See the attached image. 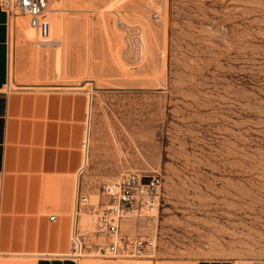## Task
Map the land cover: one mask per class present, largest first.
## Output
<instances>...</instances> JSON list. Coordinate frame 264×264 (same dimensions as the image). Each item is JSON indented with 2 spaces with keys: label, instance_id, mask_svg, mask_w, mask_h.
<instances>
[{
  "label": "rangeland",
  "instance_id": "rangeland-1",
  "mask_svg": "<svg viewBox=\"0 0 264 264\" xmlns=\"http://www.w3.org/2000/svg\"><path fill=\"white\" fill-rule=\"evenodd\" d=\"M52 9L58 43L36 45V30L27 41L42 78L87 92L84 165L92 151L98 166L85 172L89 201L101 199L95 174L108 163L162 179L156 214L122 227L155 237V256L119 259L264 261V0H52ZM89 220L82 213L81 225Z\"/></svg>",
  "mask_w": 264,
  "mask_h": 264
},
{
  "label": "crops",
  "instance_id": "crops-1",
  "mask_svg": "<svg viewBox=\"0 0 264 264\" xmlns=\"http://www.w3.org/2000/svg\"><path fill=\"white\" fill-rule=\"evenodd\" d=\"M50 19L51 37H59L62 22ZM25 25L24 20H9L0 7V264H90L65 256L71 227L75 222L81 225L84 213L76 197L87 195L85 172L98 167L92 151L84 165L89 155V143L86 152L82 146L88 128L87 92L83 86L40 76L39 51L28 42L33 37L27 36ZM119 173L112 162L95 178L108 183ZM99 195L98 202L108 200ZM95 264L146 263L107 259ZM159 264H233V260Z\"/></svg>",
  "mask_w": 264,
  "mask_h": 264
},
{
  "label": "built area",
  "instance_id": "built-area-1",
  "mask_svg": "<svg viewBox=\"0 0 264 264\" xmlns=\"http://www.w3.org/2000/svg\"><path fill=\"white\" fill-rule=\"evenodd\" d=\"M0 7L9 20H24L37 31L36 45L51 43L52 0H0ZM82 146H87L85 140ZM161 186L158 173L124 170L114 181L102 186L101 194L108 198L106 202L92 204L87 195H77L78 209L83 208L90 220L86 226L78 222L72 225L70 249L65 256L75 261L86 256L102 259L154 257L155 237L128 234L122 227L127 219H145L156 214ZM50 218L54 219V216ZM233 264L244 262L235 259ZM252 264H264V261H253Z\"/></svg>",
  "mask_w": 264,
  "mask_h": 264
},
{
  "label": "bare ground",
  "instance_id": "bare-ground-1",
  "mask_svg": "<svg viewBox=\"0 0 264 264\" xmlns=\"http://www.w3.org/2000/svg\"><path fill=\"white\" fill-rule=\"evenodd\" d=\"M51 17H53V19L54 20H57V18H58V15H51ZM32 30H34L33 28H31L30 26L27 28L26 27V34H27V36H29V37H33V31ZM61 39H63V38H61ZM51 42H55V43H58V39H57V37H51ZM90 101V100H89ZM89 113H90V104H89ZM89 125V124H88ZM87 130H89V126H88V128H87ZM88 134L89 133H87V135H86V138H85V141H86V145L87 146H85L84 147V149H85V152H86V149H87V147H88ZM87 162V157H86V155H85V161H84V164Z\"/></svg>",
  "mask_w": 264,
  "mask_h": 264
}]
</instances>
